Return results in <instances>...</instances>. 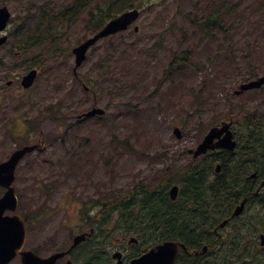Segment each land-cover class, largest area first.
<instances>
[{
    "label": "rangeland",
    "instance_id": "1",
    "mask_svg": "<svg viewBox=\"0 0 264 264\" xmlns=\"http://www.w3.org/2000/svg\"><path fill=\"white\" fill-rule=\"evenodd\" d=\"M75 1L0 0L12 14L11 40L0 47V161L45 140L15 182L17 214L27 222L24 250L42 256L89 231L90 207L124 199L139 184L161 185L165 171L190 163L189 150L222 121L264 123V89L235 95L264 76V0H90L74 15ZM130 3L148 9L76 69L72 51L93 35L90 14L110 6L118 16L136 9L121 12ZM33 69L40 74L26 91L19 82ZM94 107L107 115L79 122ZM17 116L20 124L10 127ZM248 236L253 256H264ZM108 243L115 248V238Z\"/></svg>",
    "mask_w": 264,
    "mask_h": 264
},
{
    "label": "trees",
    "instance_id": "2",
    "mask_svg": "<svg viewBox=\"0 0 264 264\" xmlns=\"http://www.w3.org/2000/svg\"><path fill=\"white\" fill-rule=\"evenodd\" d=\"M89 1L76 0L69 11L78 15L86 9ZM143 6L144 3H130L123 7L121 12L129 7L143 11L148 9ZM63 14L66 12H62ZM116 16L112 14L110 6L97 8L89 17L90 33H97ZM61 19L60 16H49L52 25L59 24ZM44 38L46 36L39 37V40ZM186 55L183 53V57ZM249 122L251 123L250 119ZM236 124L239 126L236 131L239 144L235 152L213 153L191 161L182 168L183 174L170 178L171 184L177 182L182 186L177 202L172 203L163 190L156 191L155 196L146 195L143 201H139L138 198L144 191L143 184L137 185L131 192L132 197L104 203L97 214L90 217L91 224L98 234L102 237L104 234L106 241L114 238L111 232H120L125 236L137 235L142 243L140 249L179 238L191 247L190 242L195 238L191 229L194 228L198 229L204 243L210 242L207 237L212 234V229L222 220L229 218L235 206L244 198L250 201L254 199L252 186L264 176V123L254 122L248 127L240 121H236ZM217 162L222 164V171L218 175L215 174ZM253 173H257L255 180L250 178ZM261 204L262 212L234 222L232 243L226 247L224 253L218 255V261L211 264H264V256H253L251 248L246 245V234H255L262 223L264 200ZM27 219L29 218L26 217ZM87 249L94 255L96 250L101 251L103 248L98 240L92 239ZM231 257L233 261L228 262ZM105 259L109 261V255Z\"/></svg>",
    "mask_w": 264,
    "mask_h": 264
},
{
    "label": "water",
    "instance_id": "3",
    "mask_svg": "<svg viewBox=\"0 0 264 264\" xmlns=\"http://www.w3.org/2000/svg\"><path fill=\"white\" fill-rule=\"evenodd\" d=\"M139 16L140 12L138 10L126 12L120 17L109 22L95 36L75 47L73 49V54L75 55L76 69L82 66L87 59V53L89 50L100 40L126 31L135 21L139 19ZM10 18L11 14L9 10L6 7H0V46L7 42L8 38L6 36L1 37V32L6 30ZM135 30L138 31V27H136ZM37 75V70H32L23 77L22 85L25 89L30 88L35 83ZM263 86L264 76L258 80L242 85L235 94L240 95L246 91L260 89ZM105 113L106 111L104 109L94 108L80 118H91L97 115L103 116ZM232 124V122H225L221 125V127L212 128L198 148L195 151H191V153H194L195 158L207 154L208 151L216 149L234 151L237 147V142L235 141L234 133L231 130ZM175 134L181 138L179 129H176ZM217 139L218 141H216ZM37 147L38 146H26L19 149L8 161L0 163V187L6 189L4 195L0 197V264H10L19 254L22 256L23 264H56L60 257L70 253L86 239L85 234L76 237L74 245L67 253L56 254L50 258H41L32 251L23 250L27 241L28 231L25 219L16 213L19 208V200L16 195L14 183L16 180V169L19 162L25 157V155L35 151ZM217 171H220L219 167ZM177 195L178 188L175 187L171 191V196L175 200ZM245 204L246 200L235 210L234 216L242 214ZM8 211L13 213V215H6ZM226 223L227 222H224L221 226L224 227ZM133 241L135 240H132V242ZM261 245L264 246V235H261ZM206 250L207 248H204V251ZM177 253L178 245L167 242L158 246L141 259L133 261L132 264H173ZM115 258H121V254H116ZM118 264H122V262H119Z\"/></svg>",
    "mask_w": 264,
    "mask_h": 264
},
{
    "label": "flooded vegetation",
    "instance_id": "4",
    "mask_svg": "<svg viewBox=\"0 0 264 264\" xmlns=\"http://www.w3.org/2000/svg\"><path fill=\"white\" fill-rule=\"evenodd\" d=\"M10 26L12 27V17H11L10 24L7 27L6 31L1 34V36H7L8 37V42L11 40V28H10ZM39 74L40 73L38 72V75ZM36 80H37V78H36ZM36 80H35V82H36ZM22 81H23V78L20 80L19 83L22 86V88L25 90L24 86L22 85ZM12 83H13L12 81H9L7 84H8V86H10V85H12ZM26 91H27V89H26ZM19 122H20V119L17 116L13 120V122H11L9 124V126L10 127H14L17 124H20ZM36 126L37 125L35 124L31 129H33ZM27 129H28V127H27ZM37 131L38 130H36L35 132H37ZM32 133H34V132L32 131ZM32 139H33V136L29 140H32ZM44 141L45 140L42 139V140L39 141V143H35V144H32V145H25V146H22L20 148H17L16 150H13V152H11V154L7 158H5L3 161H0V163L8 161L9 158H11V155L15 151H17V150H19L21 148H24L26 146H38L35 151H33L32 153H29V154H33L34 152H37V151L38 152H43ZM29 154H27V155H29ZM27 155H25V157ZM24 158L20 161L19 165L17 166V170H19L21 168V166L23 165ZM263 178L261 179L259 184H255L254 186H252V189H253V193L252 194L255 197L259 198V200H261L263 198V195H262L263 192H264V187H262ZM256 182H258V181H256ZM161 186L163 187L162 190L168 194V198H169L170 190L172 188L171 185H170V180L167 179L166 181H164V180L161 181ZM3 190H4V193H5L6 190L5 189H3ZM146 195L155 196V193L154 192L151 193L149 191H146V192L143 193V195H141L139 197V199L141 197L145 198ZM191 230L194 232L192 234L195 236V238L193 240H191V242H190L191 243V247H189L188 244H186L183 241V239H181V238H179V240H174L175 242H180V243L185 245V248L184 247L180 248L179 253L177 255V259L175 260L174 264H209V263H214L216 261V258H217V252L219 251L218 250V246H219L220 242L226 240L228 238V236H229V228H225L222 233H219L218 231H216V229H214L213 233L215 234V236H213V235L208 236L207 239L210 240L211 242H205V243L203 242V237H201L202 235L200 233H198V229L192 228ZM90 236H91V228H90V235L87 237V239L85 241H83L72 252L64 255L63 257H60L57 260L56 264H69V263H71V264H94V263L116 264V263H119V262H122V264H130L133 260H135L136 258L141 257L143 254L147 253V251H148V249H146V248H142V249L137 248L136 250L135 249H129V248L127 249V248H125V244L120 242L121 240L125 241V239L117 238L116 241L118 242V245H120V247L118 249H116V250H118V252H121V259L120 258H116V260L112 259L111 262H109V261H107L105 259V257H107V248L106 249H101V251L100 250H96V254H98V255L94 254L95 256L93 255L92 251H89L87 249V247L91 243L92 236H96V234L93 233V235L91 237ZM76 237H77V235H75L72 238L71 243L69 244V247H67L65 249L53 250L50 253H49V250H46V253H48L47 256H42V254H40L41 252H39V251L38 252L37 251H32V250H25V251H32V252H34L35 254H37L38 256H40L42 258H50L53 255L66 252L74 244V240H75ZM219 237L221 238V241L218 242V243H215V240L219 239ZM139 243H140V240L135 245L138 246ZM216 244H217V249H215L216 248ZM128 245L130 247H132V244H130L129 242H128ZM203 245L211 246L210 252L207 255H204ZM259 248H260L259 251H261V250L264 251V247L259 246ZM251 250H253V249H251ZM18 257L20 258L21 264H23L22 256L19 254L16 258H18ZM102 257H103V259H102ZM15 259H13V260H15Z\"/></svg>",
    "mask_w": 264,
    "mask_h": 264
}]
</instances>
